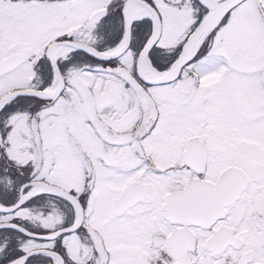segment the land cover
<instances>
[{
	"label": "snow or ice",
	"instance_id": "1",
	"mask_svg": "<svg viewBox=\"0 0 264 264\" xmlns=\"http://www.w3.org/2000/svg\"><path fill=\"white\" fill-rule=\"evenodd\" d=\"M0 264H264V0H0Z\"/></svg>",
	"mask_w": 264,
	"mask_h": 264
}]
</instances>
